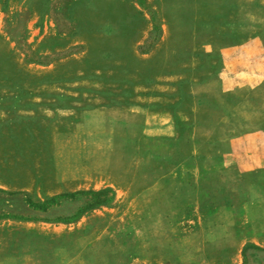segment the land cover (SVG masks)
Listing matches in <instances>:
<instances>
[{
    "label": "rangeland",
    "instance_id": "rangeland-1",
    "mask_svg": "<svg viewBox=\"0 0 264 264\" xmlns=\"http://www.w3.org/2000/svg\"><path fill=\"white\" fill-rule=\"evenodd\" d=\"M0 264H264V0H0Z\"/></svg>",
    "mask_w": 264,
    "mask_h": 264
}]
</instances>
